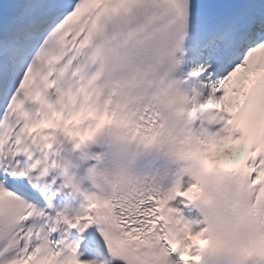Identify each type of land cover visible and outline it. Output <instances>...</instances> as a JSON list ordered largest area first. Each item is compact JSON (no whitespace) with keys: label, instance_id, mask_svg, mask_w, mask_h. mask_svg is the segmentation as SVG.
<instances>
[{"label":"snow or ice","instance_id":"snow-or-ice-1","mask_svg":"<svg viewBox=\"0 0 264 264\" xmlns=\"http://www.w3.org/2000/svg\"><path fill=\"white\" fill-rule=\"evenodd\" d=\"M0 264H264V0H0Z\"/></svg>","mask_w":264,"mask_h":264}]
</instances>
